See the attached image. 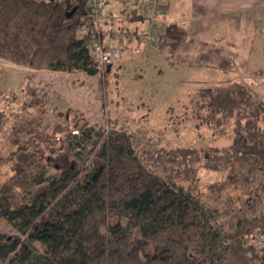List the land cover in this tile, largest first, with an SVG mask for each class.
Wrapping results in <instances>:
<instances>
[{"label": "trees", "instance_id": "trees-1", "mask_svg": "<svg viewBox=\"0 0 264 264\" xmlns=\"http://www.w3.org/2000/svg\"><path fill=\"white\" fill-rule=\"evenodd\" d=\"M88 1L0 0V60L33 71L110 76L113 65L101 73L83 34ZM120 3L118 18L106 24L129 35L142 20L140 8ZM168 3L161 0L165 12ZM35 76H25L21 95L0 93V168L11 165L0 173V223L17 231L11 238L0 232V260L264 264V102L248 85L198 91L197 119L229 145L139 151L116 126L83 127L65 139L49 133L51 96L45 86L32 87ZM201 169L224 177L203 191Z\"/></svg>", "mask_w": 264, "mask_h": 264}, {"label": "rangeland", "instance_id": "rangeland-1", "mask_svg": "<svg viewBox=\"0 0 264 264\" xmlns=\"http://www.w3.org/2000/svg\"><path fill=\"white\" fill-rule=\"evenodd\" d=\"M125 3L130 5V1ZM115 13L119 14L118 11ZM164 20V41L146 44L131 40L107 78L104 75L89 77L82 72L49 74L43 70L34 73L32 87L45 86L50 92V112L46 117L49 133L65 139L83 127L92 129L94 125H103L108 131L116 126L133 136L139 151L172 146L208 148L229 145L228 137L217 138L207 126L200 124L197 114L200 113L198 91L201 88L226 85L238 78L230 73L233 71L231 61L228 59L219 65L214 52L210 57L199 54L212 51L215 41L205 45L204 40L199 39L202 21L198 17L187 21L184 27H172L171 20ZM129 26L134 27V24ZM184 31L188 34L185 35ZM6 67L7 62L0 60V80L5 74L10 76L4 70ZM218 67L225 74L217 70ZM101 82L104 86H100ZM9 91L21 95L18 85L0 93ZM55 111H60L61 116ZM56 124L61 128H56ZM10 169L11 165L6 164L0 168V173ZM53 173L52 169L47 172L48 175ZM199 177L200 187L206 191L224 175L201 169ZM0 232L10 238L17 235V231L6 222L0 223ZM256 244L261 242L256 241ZM0 264H10V261L0 260Z\"/></svg>", "mask_w": 264, "mask_h": 264}, {"label": "crops", "instance_id": "crops-1", "mask_svg": "<svg viewBox=\"0 0 264 264\" xmlns=\"http://www.w3.org/2000/svg\"><path fill=\"white\" fill-rule=\"evenodd\" d=\"M167 6L166 22L173 18L172 27H184L187 21L198 17L202 21L199 39L204 40L205 45L215 41L212 51L199 54L210 57L214 52L219 65L229 59L233 69L230 73L238 76L234 81L247 84L264 102V0H169ZM4 70L10 76L5 74L0 80L5 83L0 85V91L20 86L26 75L39 72L10 63Z\"/></svg>", "mask_w": 264, "mask_h": 264}, {"label": "built area", "instance_id": "built-area-1", "mask_svg": "<svg viewBox=\"0 0 264 264\" xmlns=\"http://www.w3.org/2000/svg\"><path fill=\"white\" fill-rule=\"evenodd\" d=\"M128 1L130 5L140 8L139 15L142 19L129 35L112 24H106V20L118 18V14L114 11L118 2ZM88 9L89 27L83 31V34L89 35L93 55L98 61L101 73L122 58V47L127 36L130 40L134 39L146 44H161L164 41L160 21L164 20L166 12L161 0H89Z\"/></svg>", "mask_w": 264, "mask_h": 264}]
</instances>
